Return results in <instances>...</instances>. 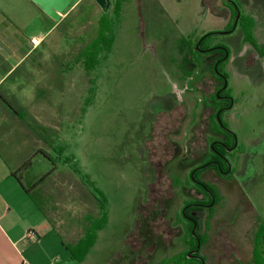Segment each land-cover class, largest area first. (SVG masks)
<instances>
[{"label":"rangeland","instance_id":"374dc122","mask_svg":"<svg viewBox=\"0 0 264 264\" xmlns=\"http://www.w3.org/2000/svg\"><path fill=\"white\" fill-rule=\"evenodd\" d=\"M81 1L66 20L56 22L29 64L5 86L6 91L21 92L17 100L22 105L35 101L39 106H57L61 112L62 132L51 141L54 163L39 156L28 175L40 178L54 165L58 173L34 196L69 243L82 238L93 220L101 221L94 248L83 263L73 264H161L191 247L194 235L189 220L179 216L191 166L182 162L186 140L180 132L183 139L175 142L177 153L168 163L171 178L181 184L174 182L175 197L166 202L172 231L165 241L149 225L148 209L140 207L147 200L146 181L152 178L146 170L145 140L163 108L186 107L187 119L195 104L220 105L215 95L200 92L203 71H189L181 59L188 41H197L211 30L230 28L236 11L227 0H110L108 11L95 0H78L77 4ZM230 1L238 5L241 16L254 20L255 38L263 45L264 0ZM118 6L120 16L116 15ZM104 13L111 19L110 43L102 45L98 65L88 73L77 55L96 36ZM46 19L42 30L55 23ZM243 37L238 28L214 35L208 43L221 44L231 52L233 62L227 72L234 105L223 120L236 134L238 149L257 156L256 173L207 179L217 187L221 204L202 214L206 242L201 254L206 264H251L264 223V71L259 61L251 74L241 71L239 58L246 52L248 58L251 53L255 56ZM204 74L214 78V64ZM9 100L18 104L16 99ZM186 131L184 124L182 132ZM253 142L257 147L252 148ZM59 181H67V186L58 188ZM88 188L102 199L103 210ZM41 191L52 194L51 199ZM56 203L57 210L52 209ZM156 213L152 211V219Z\"/></svg>","mask_w":264,"mask_h":264},{"label":"flooded vegetation","instance_id":"af4514ba","mask_svg":"<svg viewBox=\"0 0 264 264\" xmlns=\"http://www.w3.org/2000/svg\"><path fill=\"white\" fill-rule=\"evenodd\" d=\"M227 1L237 10L238 16V13L240 14L238 5L230 0ZM236 18L230 28L211 30L197 41H188V50L184 52L181 59L182 64L189 71L194 73L198 68L203 71L198 83L201 88L200 92L207 96L215 95L217 103L220 105L214 106L209 102L206 105L203 104L202 107L193 103L192 115L187 119L188 108L186 109V107L163 108L157 114V118L152 121L153 132L150 138L145 140L143 148L146 170H148V175L152 174V178L148 177L146 181L147 200L140 207L148 209L149 225L163 234L165 241L169 240V233L172 231L170 228L172 223L166 218V202L175 197L174 182L178 185L181 184L180 180L171 178L169 167L177 153L175 142L183 139L180 132L186 140V154L183 155L182 162L191 166L187 173L185 185L187 187L184 188V198L179 215L189 220V230L193 231L194 235L189 241L191 247L185 254L181 253L166 258L161 264H186V260H194L191 264H206V258L201 254L204 242H206L203 237V228L206 223L203 224V227L201 226L202 214L204 209L213 210L221 204V195L217 187L208 183L207 179L210 176L218 181L222 177L231 175L239 174L247 177L256 173L255 158L257 156L241 152L238 149L236 134L230 131L228 123L223 120L224 113L231 110L234 105L227 72L229 64L233 62L231 52L221 44L211 43L209 45L208 43L214 35L230 34L238 28L243 32L241 24L238 23L240 18L235 25ZM207 37H209L208 40ZM245 44L254 50L255 56L251 53L252 56L248 58L249 53L244 52L245 54L239 58V64L242 65H239L241 71L251 74L252 70L257 67L258 61L260 69L264 71V55L261 56L251 44ZM258 44L261 51L264 52V44L259 42ZM198 53L212 54V57H198ZM212 64H214V78L204 74L205 68ZM263 71L261 72L263 73ZM213 121L216 125H212ZM184 124L187 126L186 132H182ZM253 143L252 148L257 147V143ZM259 154L263 155L261 153L257 155ZM169 161L170 163H168ZM195 163L198 164L195 165ZM208 186L213 187L214 190L212 191ZM152 211L157 212L155 219H152ZM263 226L264 223L260 224V227ZM253 252L254 247L251 253ZM250 262L252 264V260Z\"/></svg>","mask_w":264,"mask_h":264},{"label":"crops","instance_id":"0c3cea01","mask_svg":"<svg viewBox=\"0 0 264 264\" xmlns=\"http://www.w3.org/2000/svg\"><path fill=\"white\" fill-rule=\"evenodd\" d=\"M46 18L31 0H0V97L16 99L20 105L14 100L16 113L6 109L0 100V264L77 262L64 245L68 242L65 233L59 232L34 196L41 185L58 173V166L55 165V171L45 179L51 171L36 179L28 175L37 157L53 161L51 141L62 132L60 109L35 105V101L22 105L17 100L21 92L5 90L9 77L27 66L28 59L40 47L33 48L30 40L37 37L44 41L56 26L55 22L49 29L42 30ZM31 121L37 122L34 128L29 125ZM29 159H32L31 166L19 172ZM15 172H18L17 177ZM59 178L67 179L66 175ZM61 185L67 186V181L62 184L59 181L58 188ZM41 193L51 199L52 194ZM53 205L52 209L57 210V203Z\"/></svg>","mask_w":264,"mask_h":264},{"label":"trees","instance_id":"16d2710c","mask_svg":"<svg viewBox=\"0 0 264 264\" xmlns=\"http://www.w3.org/2000/svg\"><path fill=\"white\" fill-rule=\"evenodd\" d=\"M78 2V0H77ZM77 2L72 6L65 14V18L62 20H66L72 12H74L80 5H82V1L77 4ZM87 2V1H86ZM89 8V4L87 7V10ZM235 9V8H234ZM239 9V8H238ZM120 6L116 9V15L120 16ZM236 11V16H237V10ZM107 14L104 13L101 19L98 22L99 28L97 31L96 36L89 41V43L78 53L77 58L83 61L84 69L86 72H91L93 71L96 66L98 65V59L100 56V53L102 51V45H108L110 43V38H109V32L111 29V22L109 18L106 16ZM61 20V21H62ZM60 21V22H61ZM244 34V41L245 43L251 44L259 53L260 55H264V52L261 51V48L255 38L254 35V27H255V22L251 18H245L241 16L240 22ZM209 37L206 39L208 40ZM44 41L42 42V44ZM42 44L40 46H42ZM39 49V48H38ZM37 49V50H38ZM35 51V53L37 52ZM31 55V57L28 59L30 61L32 57L35 55ZM18 73V72H17ZM15 73V75L17 74ZM15 75H11L8 79V81L12 80ZM2 89V88H1ZM0 89V91H2ZM0 100H2V105L5 106L6 108L16 112V109L14 108L13 102L5 97H0ZM17 113V112H16ZM24 115L22 116V118ZM32 123H29L30 127L34 128L35 125H37V122L31 121ZM34 122V123H33ZM53 162V161H52ZM54 163V162H53ZM32 164V159L27 160L20 168L19 172L22 170H26L29 168ZM55 166V165H54ZM55 171V167L52 168L51 172L44 177V179L49 176L52 172ZM14 175L17 177L18 172H15ZM42 179V180H44ZM209 189L212 191L214 190L213 187L208 186ZM88 190L90 191L91 195L95 198V200L98 202L100 205L101 210L104 209V202L102 201L101 198H99L97 192L91 191L89 188ZM28 193L31 192V189L26 190ZM101 221H98V218L96 220H93L90 227L86 231L85 235L76 241L75 243H69L65 242L64 245L67 247V249L70 251L72 260L77 261L79 263H82L86 260L87 255L90 253V251L94 248L96 242H97V237H98V230H100L102 227L100 226ZM188 260H186L187 262ZM252 264H264V226L259 230L256 240H255V248L253 252V259H252Z\"/></svg>","mask_w":264,"mask_h":264},{"label":"water","instance_id":"95a60500","mask_svg":"<svg viewBox=\"0 0 264 264\" xmlns=\"http://www.w3.org/2000/svg\"><path fill=\"white\" fill-rule=\"evenodd\" d=\"M35 3L48 17L55 22H60L63 15L77 2V0H31ZM96 3L104 10L108 11L111 6L110 0H95ZM240 18H236L235 25Z\"/></svg>","mask_w":264,"mask_h":264},{"label":"built area","instance_id":"2783aa9c","mask_svg":"<svg viewBox=\"0 0 264 264\" xmlns=\"http://www.w3.org/2000/svg\"><path fill=\"white\" fill-rule=\"evenodd\" d=\"M42 41H43V39L34 37L30 40V43H31L33 48H37L41 45Z\"/></svg>","mask_w":264,"mask_h":264}]
</instances>
